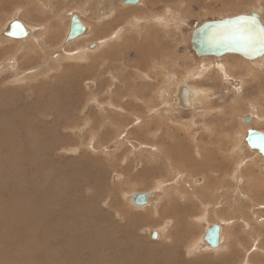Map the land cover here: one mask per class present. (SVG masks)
<instances>
[{
  "label": "rangeland",
  "instance_id": "1",
  "mask_svg": "<svg viewBox=\"0 0 264 264\" xmlns=\"http://www.w3.org/2000/svg\"><path fill=\"white\" fill-rule=\"evenodd\" d=\"M47 5L35 0H0V31L13 20H21L31 27L42 26L37 37L46 38L40 49L35 43L32 49L24 48L27 56L15 54L12 47L18 49V43H0V62L10 61V52L22 59L19 65L11 60L0 71V94L9 93L5 97L11 99L12 93H23L21 97L17 93L20 101L13 107L22 108L32 137L44 136L46 144L38 151L50 178L59 173L67 178L91 177L92 183L76 184V195L108 215L102 217L103 226L123 230V241L128 239L142 251L118 248L115 260L139 255L141 261L143 255L152 261L148 264H160V258L166 264H264V161L245 143L248 129L264 132V61L248 62L235 54L218 60L197 58L190 49L191 31L198 25L261 13L264 0H139L136 4L48 0ZM76 10L89 27L83 37L66 41L70 42L66 55L73 59L63 60L60 45L70 13ZM92 42L95 47H85ZM3 47H7L4 52ZM43 60L49 63L36 70ZM203 63L213 68L205 70ZM58 76L65 83L73 76L81 82L72 87L70 101L65 100L61 112L43 113L38 101L58 96V90L49 92L57 88ZM183 78L206 90L202 109L175 110L174 84ZM97 80H104L103 90L96 87ZM235 82L239 85L234 86ZM56 114L64 118L60 126L54 121ZM246 117L251 121L245 122ZM117 141L122 144L106 148ZM128 142L139 147L132 149ZM23 144L30 149L29 143ZM10 156L0 142V181L4 179L6 193L18 186L16 182L26 183L3 173L9 169L5 164L10 163ZM15 159L11 157V167ZM239 178L240 186L236 184ZM41 181L30 173L28 182ZM167 181L168 188L162 184ZM54 182L58 185L59 177ZM141 193L148 199L139 207L132 196ZM185 209L182 219L165 214ZM211 224L223 230L224 240L217 250H205L200 241L202 236L205 241ZM154 231L158 235L149 237ZM81 261L85 264L82 255Z\"/></svg>",
  "mask_w": 264,
  "mask_h": 264
},
{
  "label": "bare ground",
  "instance_id": "2",
  "mask_svg": "<svg viewBox=\"0 0 264 264\" xmlns=\"http://www.w3.org/2000/svg\"><path fill=\"white\" fill-rule=\"evenodd\" d=\"M35 1L41 6L48 8V5H47L48 0H35ZM137 2H139V0ZM125 3H126V0H125ZM128 8H130V6ZM82 10H85V9H82ZM70 15L71 16L66 26V29H67L66 38L64 39L65 41L62 40L63 42L60 45V48L62 50V52L60 53V56H61V59L64 58L63 60H66L68 58L69 60L73 59V57L66 55L68 54L66 51L67 49L66 46L67 44L70 43V42H66V41H70L67 39V34L70 29L72 17L74 16L79 17L80 12L78 10L71 11ZM257 15L261 23L264 25V11H262L261 13L257 12ZM78 19L80 23L82 24L83 30H84V32L80 36L77 37V38H81L83 37V35H85V33H87L89 26L80 17ZM17 21L21 23V26L25 32V36L24 37L19 36L20 35L19 33L21 31V26L14 25L12 27L13 29L12 36L17 35L18 37L16 36L15 38L9 37L8 33L10 31L11 24H12V22H10L6 25L5 29L0 31V35H1L0 37L4 38V39L0 38V43H2L4 40L5 42H8V43H14L12 44L13 46L17 45L18 43L19 44L18 49L16 48L17 46L12 47L16 51L15 54L18 53L19 55L23 54L21 56H27L29 51L23 52L24 48L32 49L34 46L33 43H35L38 49H40L42 41L45 44L46 38L41 41V38L37 37V35L43 31L42 26L38 25V27H31L23 23L21 20H17ZM129 25L131 28L137 27L135 24H129ZM95 45L96 43L92 42V43L87 44L85 47L92 48V47H95ZM82 47L83 46L79 47V49H82ZM6 48L7 47L2 48L3 52ZM8 48L9 50H11L10 49L11 45H9ZM71 52H74V51H71ZM13 54L14 53L11 54L10 52L9 59L10 61L16 59V63L18 64V62L22 59L19 58V55L17 59ZM10 61L0 62V71L3 68H6V66L8 65V63H10ZM41 61H42V58H41ZM255 61H260V62L264 61V54L258 59H255L252 61L248 60V62H255ZM50 62H53L54 64V62H57V60H52V61L50 60ZM47 63H49L47 60H43V64L36 66L38 67L37 69L36 67L35 68L32 67V68L39 70V68H41L42 66H45ZM74 65L76 66V64ZM208 65H209L208 63H203L202 64L203 69L211 70V68H213ZM27 69L29 70V68ZM66 74L68 75V73ZM62 75L61 77H63ZM197 76H199V74ZM61 77L60 76H58L57 78L55 77L56 80L55 79L54 80L57 85V88L55 90L53 88L51 91H49V92L55 93V91L58 90L59 91L58 96L56 97L54 96L53 100L48 99L47 101L44 100L45 102L43 101L40 103L38 101V105L43 108L42 110L43 113L45 112L47 113L55 112L56 113L57 110L59 111L62 110L63 104L66 103L65 100L70 101L69 97H71V95L73 94L72 87L74 85L75 86L78 85L81 82V80L76 81L75 77L73 76L72 78L74 79L72 81L69 80V82L65 83L64 79H62ZM74 81H75V84H74ZM57 83L59 84V86ZM104 83H105L104 80L102 81L99 80L95 84H97L96 87H100L103 90V86L105 87ZM51 85H53V86H50L51 88L54 87V84H51ZM174 85H175L174 87L175 89L173 92V97H174L175 110L183 111V112L191 111V110L198 111V109L203 107V105L205 104L207 100V94L204 88L194 87L190 85L189 81H187L184 78L176 80ZM233 85L238 86L239 83L235 82L233 83ZM112 89L113 91H115L117 87L115 89L112 87L111 90ZM17 93L18 92H16L14 96L12 93L11 96H9V97H12L11 99H7L5 97L7 96L6 94H9V93H4V95L0 94V127L3 126V129H0V142L2 143V145H4V148H6L7 152L11 153L10 163L5 164L6 166L9 167V169L3 173H5V175L9 176L10 178H13V177L17 179L23 178L24 180H26V183L23 184L21 182H16L18 186L15 189H10L9 192L6 193L5 186L2 183L4 179L0 181V184H1L0 186V264H53L52 263L53 260H55V264H80L81 262H83L81 261V255L83 256V260H85L84 261L85 264H104V263L106 264H143V262L146 259H148V258L144 259L143 255H141L142 256L141 261H139L140 259V257H138L139 255H135L132 259L127 257L125 261L115 260L117 257H119V254H117L118 252H115L114 250L117 251L118 248H120L122 251L127 250V249L131 252L140 251L141 253L142 251L134 245L135 243L129 241L128 239L126 241H123V236L121 234V232H124L123 230H118L115 227V225L111 226V224L109 225L105 224V226H103L104 224H101V223L105 219L102 220V217L106 218L108 217V215L106 213L101 214L95 205H88L89 204L88 199H86L87 201H85L80 196L76 195L77 192L79 191L76 184L79 181H82L85 184L90 183V182L92 183V181H90L91 177L86 176V175L79 176V174H77V175H73L67 178L63 174L59 173L58 174L59 176L50 178V172L49 171L47 173L45 172V169L48 166L45 164L44 161H42L41 154L38 151L39 147H42V145L46 144L44 136L43 135L35 136V137L31 136L33 132H31L30 121L28 120V118H26V116L23 113H20V112H23L22 108H20L18 105L16 106V108L13 107V104L15 103L19 104L18 101H20L19 95L21 93L20 94L18 93L19 95ZM22 94L20 95V97L22 96ZM17 95L18 97L16 98ZM106 102L104 103L105 104L108 103L107 106L111 107L113 105L111 101L109 100L107 103ZM113 108L118 111L121 109L116 106ZM54 121L57 124L56 126H60L59 124L64 123V118L61 114H56ZM23 143H29L30 149L26 150L25 145ZM119 144H122V141L113 142L107 145L106 148L112 149L114 148V146L119 145ZM129 147L137 148L139 147V144L132 142V143H129ZM249 149L252 152L258 153L264 161L263 156L258 150L251 149V148ZM21 153L25 154L26 156H22ZM29 154L31 155L29 156ZM12 156L18 157V159H15L13 163V167H11V161H12L11 157ZM30 166L33 169H31ZM1 172H0V176L3 175L1 174ZM30 173H32V176H36L38 180H42L41 182H45V183L41 184L40 182L39 184L38 182V183L33 184V182H28ZM57 177H59L58 185L54 182L55 180L57 182ZM77 177H80V178L78 179ZM64 178L67 180L66 182ZM240 183L241 181L239 178L237 179L236 184L240 186ZM162 184H164V186L168 188L169 187L168 185L170 184V182L167 181V182H163ZM32 185H35L34 186L35 189L31 188ZM91 185L93 186V184ZM94 186H95V183H94ZM238 192L240 193V191ZM147 199H148V195H147ZM185 211L186 209L182 211L181 213L178 210H172L171 212L168 211L165 214L171 213L172 216L176 218L181 217L182 219L183 218L182 215ZM162 213L163 212L161 209L158 213L159 217H162ZM164 224L166 225V223ZM215 226L217 225L215 224L209 225L206 232L213 230ZM219 229H220V234L218 235V243L221 244L224 240V235H223V230L220 227ZM145 232L147 231L143 230L141 233L146 234ZM115 234H119V237H116ZM157 235L158 233L154 231L151 234H149V237L154 238ZM204 238H205V241L203 240V236L200 241L205 250L206 249L214 250L215 248H216L215 250H217L218 246L213 247L210 244V242L206 238V233H205ZM130 242L133 244H131ZM252 254L254 253L252 252ZM69 257H71V259H69ZM149 262H152V261L146 260L144 264H148ZM160 264H166L165 261L162 260V258H160Z\"/></svg>",
  "mask_w": 264,
  "mask_h": 264
},
{
  "label": "water",
  "instance_id": "3",
  "mask_svg": "<svg viewBox=\"0 0 264 264\" xmlns=\"http://www.w3.org/2000/svg\"><path fill=\"white\" fill-rule=\"evenodd\" d=\"M138 0H126L128 4H136ZM21 26L14 20L11 24L9 37L12 36V27ZM84 32L79 19L74 16L71 19L68 40H73ZM264 25L256 13L242 14L234 17H224L218 20L203 22L191 31L190 49L197 57H215L216 59L226 54H235L245 60H255L264 54ZM20 34V35H19ZM18 35L25 36L24 29ZM250 122L249 117L244 118ZM245 143L251 149L258 150L264 158V133L254 129H248ZM147 194H135L132 202L142 206L146 204ZM219 227L206 233V238L213 247L218 246Z\"/></svg>",
  "mask_w": 264,
  "mask_h": 264
},
{
  "label": "snow or ice",
  "instance_id": "4",
  "mask_svg": "<svg viewBox=\"0 0 264 264\" xmlns=\"http://www.w3.org/2000/svg\"><path fill=\"white\" fill-rule=\"evenodd\" d=\"M262 35H264V33H262Z\"/></svg>",
  "mask_w": 264,
  "mask_h": 264
}]
</instances>
